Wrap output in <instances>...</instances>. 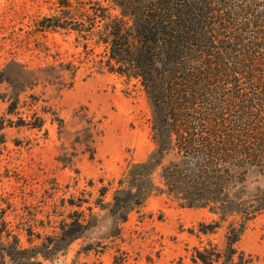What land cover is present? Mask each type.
I'll list each match as a JSON object with an SVG mask.
<instances>
[{"label":"rangeland","instance_id":"rangeland-1","mask_svg":"<svg viewBox=\"0 0 264 264\" xmlns=\"http://www.w3.org/2000/svg\"><path fill=\"white\" fill-rule=\"evenodd\" d=\"M62 3L0 0V249L13 239L35 253L58 247L23 264H187L200 244L221 251L230 224L197 237L215 218L162 196L116 221L118 182L153 149L150 110L137 81L103 70V46L84 52L72 33L39 31ZM71 220L80 238L54 241ZM236 248L264 264V214Z\"/></svg>","mask_w":264,"mask_h":264},{"label":"trees","instance_id":"trees-1","mask_svg":"<svg viewBox=\"0 0 264 264\" xmlns=\"http://www.w3.org/2000/svg\"><path fill=\"white\" fill-rule=\"evenodd\" d=\"M61 9L39 31L72 33L84 52L103 46V70L137 81L149 106L153 149L118 182L116 221L162 196L215 218L197 237L230 224L221 251L200 244L187 264H255L236 246L264 214V0H63ZM60 230L54 241L70 244L84 227ZM2 248L14 264L58 252L20 250L16 239Z\"/></svg>","mask_w":264,"mask_h":264}]
</instances>
